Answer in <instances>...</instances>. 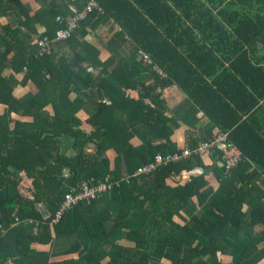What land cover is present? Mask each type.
<instances>
[{
    "label": "trees",
    "instance_id": "1",
    "mask_svg": "<svg viewBox=\"0 0 264 264\" xmlns=\"http://www.w3.org/2000/svg\"><path fill=\"white\" fill-rule=\"evenodd\" d=\"M87 1L40 0L35 11L21 0L0 1V10L18 19L15 26H0V264H13L17 257L28 264L42 261L35 249L63 234L66 213L51 221L64 194L81 177L105 176L112 188L88 205L90 216L83 214V204L70 210L74 230L83 226L87 237L84 244L62 238V245L55 246L65 247L62 256L69 258L60 264H75L73 254L83 264H246L259 254L264 258L263 201L246 185L233 189L222 179L243 160L264 174V87L256 83L264 80V55H254L258 46L264 48V0H93L101 10L89 12L70 37L59 41L72 52L80 51L86 65L76 69L69 56L57 55L54 46L59 42L39 55L38 41L52 40ZM107 21L114 26L110 40L134 48L117 64V53L105 54L87 40L89 32ZM87 66L101 69L97 86L104 97L92 102L73 95L55 106L51 122L39 115L51 103L49 93L68 92L78 80L92 86ZM150 66L155 86L138 80L139 94H123L135 83L133 70L138 78ZM7 70L19 80L4 77ZM174 87L226 135L228 150H235L224 158L218 147L209 152L211 160L219 162L215 174L221 195L210 199L201 215L192 211L200 197L197 188L209 179L204 156L192 153L149 174L122 177L132 156L128 123L152 129L155 120L170 121L164 116L163 96ZM88 102V117L79 120L76 114ZM48 126L55 127L52 136L38 132ZM58 136L73 139V156L60 150ZM90 142L115 156L85 154ZM234 153L239 159L226 170L225 160ZM101 200L106 206L99 210ZM244 207L263 240L247 243L234 257L226 226L239 230ZM135 211L140 218L126 227ZM28 220L33 226L42 224L43 231L32 234Z\"/></svg>",
    "mask_w": 264,
    "mask_h": 264
},
{
    "label": "crops",
    "instance_id": "2",
    "mask_svg": "<svg viewBox=\"0 0 264 264\" xmlns=\"http://www.w3.org/2000/svg\"><path fill=\"white\" fill-rule=\"evenodd\" d=\"M22 3L28 8L29 11H35L40 8V0H21ZM50 3H56L58 0H49ZM14 15V14H13ZM0 21L2 24L10 23L15 24L18 22V19H14V17L8 13L0 12ZM1 24V25H2ZM113 24L111 21H107L106 23L100 25L95 30L89 32L87 40H91L99 49H101L105 54L111 52V55L117 53L116 62L125 57L130 52H133L134 48L130 47V45H122L119 47L118 40L112 41L110 40V36L113 30ZM85 38V37H84ZM36 49L35 45L32 46V50ZM54 50L57 55L69 56L71 63L74 68H79L80 66L86 65L82 58L81 52L76 51L72 52L64 46L63 42H59L54 46ZM264 48L258 46L256 48V52L254 55L263 56ZM252 55V53H249ZM105 55L103 54V58ZM253 62V60H251ZM148 64V63H147ZM149 65V64H148ZM114 66V65H113ZM88 72L93 75L94 82L91 87H86L82 81H77V85L71 87L68 92L63 93H49L50 104L45 107L41 112L38 111V114L45 115V119L51 122L50 120L53 117L55 106H57L60 102H69L73 95L81 96L90 101H96L100 98L104 97V94L99 90L97 86V81L101 75V69L95 66H87ZM152 67L150 66L148 71L138 73V78H134L137 74L136 70H133L134 75H132V80L135 82L131 89H123V94L125 93L128 96L134 97L140 93L141 88L140 84L137 82L140 80L144 83V85L148 84L151 86H155L153 76L151 74ZM9 72V70L4 71V77L11 78L13 81L19 80L14 74ZM264 78V77H263ZM63 83V81H60ZM262 87H264V80L258 81ZM15 92L19 91V87L16 86L14 88ZM30 95L29 90H27V96ZM163 106H164V116L170 119L167 122H160L155 120L152 124V129L148 128L146 125L140 122H129L128 123V135L129 142L132 146V156L130 159L129 167L123 169V178L128 179L130 176L135 177V169H137L140 165L147 162V159L150 155H153L157 152H169L174 150H179L182 148H189V146L198 143L201 140H204L210 136H213L216 133H219V130L212 126L207 119L200 113V110L195 108L192 102L185 96V94L178 88H170L167 91V94L163 96ZM91 108V102L87 103L85 108H82L77 112L76 117L79 120H84L88 117L89 111L86 112L87 109ZM32 112H35V109H32ZM53 120V119H52ZM77 125H73V128L76 129ZM54 126H48L43 131L39 130L38 132H43V134H47L49 136L53 135ZM12 143H17L15 139L12 138ZM58 143L60 150L64 152L65 155L71 157L75 154V151L69 147V144L73 143V139L70 137L65 138L58 136ZM123 150H125V146H122ZM222 153V158L229 153L235 152L233 147L231 149H225L224 147H218ZM93 152V153H92ZM84 153L90 155L92 157L105 156L107 158H113L115 154L110 150L106 151H98L95 144L90 142L84 148ZM230 154V155H231ZM226 156V157H227ZM203 158V163L207 168V172L209 175L208 181H206L201 187L197 188L196 195H199L195 211L192 213L195 215H201L203 213L204 207L209 204L210 199L213 197H217L221 195V191L219 189L218 179L216 178L215 171L220 168L219 162H214V160L209 157V155H205ZM218 161V160H217ZM260 174L258 179L254 181H250V178L255 174ZM130 177V178H131ZM222 179L228 182V186L233 189L238 188L241 185H246L252 193L259 197L261 201H264V174L263 171L260 172L253 164L249 163L246 160H243L238 169H234L232 172H224ZM170 187L174 188L172 185ZM172 188H170L172 190ZM201 188V190H200ZM201 191V193H200ZM135 192H139V189L136 188ZM199 206L197 207V205ZM38 207L40 205H37ZM97 208L100 210L106 206V202L101 200L96 204ZM90 206H85V210L83 211L84 215L90 216L89 208ZM45 217V214H43ZM140 215L138 212H133L132 215L125 221V226L129 227L131 224H134L135 220H138ZM32 221L28 220L25 224L28 225V229L32 234L41 233L43 231L42 224L35 223L32 225ZM63 234L59 236H53V242L49 245H43L37 247L36 258L43 257L42 261L32 260L31 264H60L64 259L69 258L68 256H62L63 249L65 247H57L55 246L57 243L61 244L60 240L64 237H69L78 241L81 244H84L86 241V233L84 227L74 230L73 222H72V212H66L63 222ZM228 238L231 242L232 248L234 245L233 256H239L241 250L245 247L247 243L257 242L262 243L263 237L261 235V229L258 227L252 226L250 221V213L246 207H244V218L240 225L239 230H234V226L232 224H228L226 226ZM107 250L111 249V244L107 243ZM55 246V247H53ZM260 253V250L256 255ZM76 255L70 256L73 259L75 264H83L81 258H77ZM259 254L256 258L248 261L246 264H264V258ZM231 260V257L228 258ZM227 259V260H228ZM13 264H28V262L23 257L12 258ZM161 264H166L162 262Z\"/></svg>",
    "mask_w": 264,
    "mask_h": 264
},
{
    "label": "built area",
    "instance_id": "3",
    "mask_svg": "<svg viewBox=\"0 0 264 264\" xmlns=\"http://www.w3.org/2000/svg\"><path fill=\"white\" fill-rule=\"evenodd\" d=\"M92 10H101L93 0H88L84 8L72 15V18L66 23L64 29L56 31L55 37L52 40L48 38H42L38 41L39 55L45 53L54 43L59 41H65L74 32L78 23L82 21L89 12ZM26 71V69H23ZM216 147L229 148L230 145L227 142L226 135L223 133H216L212 137H208L197 143L193 149H181L180 151L174 150L169 152H157L154 154L151 160L147 163L140 165L135 174L145 175L152 171H155L158 167L166 165L168 163H175L182 161L189 157L192 153L204 156ZM239 157L237 153L229 155L225 160V169H230L235 166ZM112 188V183L109 176H105L102 179L95 180L93 177H81L75 186L70 187L64 194L62 201L57 206L54 212V217L51 223H56L58 220L73 207L83 204L88 206L93 200L98 198L99 195L107 193ZM264 207V201H263Z\"/></svg>",
    "mask_w": 264,
    "mask_h": 264
},
{
    "label": "rangeland",
    "instance_id": "4",
    "mask_svg": "<svg viewBox=\"0 0 264 264\" xmlns=\"http://www.w3.org/2000/svg\"><path fill=\"white\" fill-rule=\"evenodd\" d=\"M1 1V0H0ZM0 12H2L1 10H0ZM1 24H2V22L0 21V26H1ZM13 26H15V24H13ZM186 97H187V95H185ZM188 98V97H187ZM189 99V98H188ZM217 111H218V108H217ZM93 153V152H92ZM205 156V155H204ZM39 207H41V206H39Z\"/></svg>",
    "mask_w": 264,
    "mask_h": 264
},
{
    "label": "clouds",
    "instance_id": "5",
    "mask_svg": "<svg viewBox=\"0 0 264 264\" xmlns=\"http://www.w3.org/2000/svg\"><path fill=\"white\" fill-rule=\"evenodd\" d=\"M220 133V132H219Z\"/></svg>",
    "mask_w": 264,
    "mask_h": 264
}]
</instances>
